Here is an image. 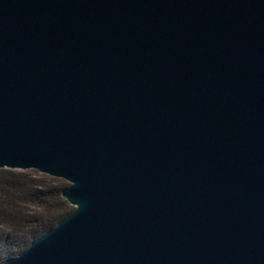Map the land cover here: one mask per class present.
Masks as SVG:
<instances>
[{
	"label": "water",
	"instance_id": "water-1",
	"mask_svg": "<svg viewBox=\"0 0 264 264\" xmlns=\"http://www.w3.org/2000/svg\"><path fill=\"white\" fill-rule=\"evenodd\" d=\"M73 210L2 264H264V0H0V169Z\"/></svg>",
	"mask_w": 264,
	"mask_h": 264
},
{
	"label": "trees",
	"instance_id": "trees-1",
	"mask_svg": "<svg viewBox=\"0 0 264 264\" xmlns=\"http://www.w3.org/2000/svg\"><path fill=\"white\" fill-rule=\"evenodd\" d=\"M68 185L36 170L0 169V264L72 212L61 196Z\"/></svg>",
	"mask_w": 264,
	"mask_h": 264
},
{
	"label": "bare ground",
	"instance_id": "bare-ground-1",
	"mask_svg": "<svg viewBox=\"0 0 264 264\" xmlns=\"http://www.w3.org/2000/svg\"><path fill=\"white\" fill-rule=\"evenodd\" d=\"M4 169V168H3ZM29 170H32V169H29ZM60 179H62V178H60ZM64 180V179H63ZM67 182V181H66ZM69 204V203H68ZM71 206V205H70Z\"/></svg>",
	"mask_w": 264,
	"mask_h": 264
},
{
	"label": "rangeland",
	"instance_id": "rangeland-1",
	"mask_svg": "<svg viewBox=\"0 0 264 264\" xmlns=\"http://www.w3.org/2000/svg\"><path fill=\"white\" fill-rule=\"evenodd\" d=\"M13 170V169H12ZM33 170V169H32ZM42 174V173H41ZM51 177V176H50ZM55 178V177H54ZM63 181H65V180H63ZM66 182V181H65ZM67 183V182H66Z\"/></svg>",
	"mask_w": 264,
	"mask_h": 264
}]
</instances>
